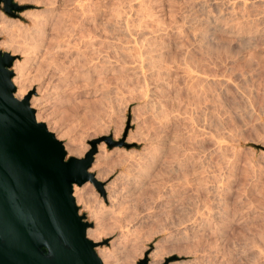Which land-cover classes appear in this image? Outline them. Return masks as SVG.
<instances>
[{"label": "rangeland", "instance_id": "rangeland-1", "mask_svg": "<svg viewBox=\"0 0 264 264\" xmlns=\"http://www.w3.org/2000/svg\"><path fill=\"white\" fill-rule=\"evenodd\" d=\"M11 1L25 6L10 15L0 3V41H6L0 51L13 56L12 83L18 77L27 88L37 121L62 141L65 157L80 158L89 141L99 140L88 172L101 191L87 181L72 192L77 212L91 224L94 249L114 251V264H137L144 252L147 264L153 252L159 264H264V0H56L45 45L35 54L26 45L28 29L35 12L48 6ZM49 53L62 61L70 56L71 64L48 72ZM69 147L81 153L68 154ZM85 205L101 212L100 230ZM222 210L235 216L230 226L241 222L233 232L252 227L260 234L256 248L234 247L237 239L228 237L234 226L224 223L228 231L219 223L223 235L210 239L225 257L193 245L210 235L198 225Z\"/></svg>", "mask_w": 264, "mask_h": 264}, {"label": "water", "instance_id": "water-1", "mask_svg": "<svg viewBox=\"0 0 264 264\" xmlns=\"http://www.w3.org/2000/svg\"><path fill=\"white\" fill-rule=\"evenodd\" d=\"M0 3L10 15L25 7ZM12 60L0 51V264H101L85 234L91 224L72 196V185L87 181L101 191L88 172L99 140L89 141L82 157H65L62 141L35 119L28 96H13ZM137 264H147L145 252Z\"/></svg>", "mask_w": 264, "mask_h": 264}, {"label": "bare ground", "instance_id": "bare-ground-1", "mask_svg": "<svg viewBox=\"0 0 264 264\" xmlns=\"http://www.w3.org/2000/svg\"><path fill=\"white\" fill-rule=\"evenodd\" d=\"M22 1V0H21ZM30 1V0H29ZM35 1V0H34ZM37 1V0H36ZM42 1V2H41ZM190 1V0H189ZM201 2H202V0H200ZM199 1V2H200ZM204 1V0H203ZM243 1V0H242ZM245 1V0H244ZM260 1V0H259ZM261 1H263V0H261ZM40 2V4L41 3H45V4H43L44 5V8H45V5H47L46 7V9H43L44 11L43 12H41V11H37V12H40L39 14H36V12H35V19L32 21V23H31V20H30V23H31V25H30V28L28 29V38L27 37H25V38H27V40H28V42L26 43V45L28 46V48L29 49H31V51H34V50H37L38 48H40L41 46V44L43 43V40L45 39V38H43L44 36H45V31H46V26L48 27V22H49V20H50V18L52 17V15H53V11L55 10L54 9V5H55V3H56V0H40L39 1ZM194 2V1H193ZM192 2V3H193ZM197 2V1H196ZM237 2V1H236ZM35 3V2H34ZM235 3V2H234ZM237 3H240V2H237ZM259 3V2H258ZM264 3V2H263ZM36 4V3H35ZM39 4V5H40ZM148 4V3H147ZM194 4V3H193ZM199 4V3H198ZM203 4V3H202ZM245 4V2H242V6ZM262 4V3H261ZM42 5V4H41ZM144 5H145V3H144ZM142 3L139 5L140 7H143L144 6ZM200 5H201V3H200ZM215 6H216V4H214ZM240 5V4H239ZM246 5H247V3H246ZM194 6V5H193ZM199 6V5H198ZM197 6V7H198ZM203 6V5H202ZM214 6V7H215ZM225 6V5H224ZM131 7V6H130ZM129 7V8H130ZM195 7H196V5H195ZM217 7V6H216ZM234 7V6H233ZM148 8V7H147ZM146 9V8H145ZM199 9V8H198ZM216 9V8H215ZM220 9V8H219ZM132 10V9H131ZM234 10V9H233ZM147 11V10H146ZM33 13V12H32ZM28 15H30V13L28 14ZM32 15V14H31ZM261 15V14H260ZM26 15L25 14H22V15H20L19 17L20 18H26L27 19V17H25ZM32 16H34V15H32ZM234 16H236V15H234ZM237 17V16H236ZM29 18V17H28ZM215 18V17H214ZM218 18H216V20H217ZM220 19V18H219ZM218 19V20H219ZM223 19V18H222ZM221 19V20H222ZM243 19V18H242ZM157 20V19H156ZM214 20V19H213ZM216 20H215V22H216ZM217 20V22H220V20L218 21ZM216 22V23H217ZM230 22V21H229ZM252 22V21H251ZM215 23V24H216ZM241 23V22H240ZM240 23H238V24H240ZM242 24H240V26H241ZM245 26H247V25H245ZM244 26V27H245ZM235 27V26H234ZM240 27H238V29H239ZM243 28V27H242ZM242 28H240V29H242ZM247 28H249L248 26H247ZM246 28V29H247ZM25 29H27V28H25ZM223 29V28H222ZM238 29H236V30H238ZM254 30V29H253ZM253 30H252V32H253ZM256 30V29H255ZM26 31V30H25ZM231 31V30H230ZM240 31H244V30H240ZM245 31H247V30H245ZM257 31V30H256ZM261 31V30H260ZM248 32H250V31H248ZM247 32V33H248ZM258 32V31H257ZM256 32V33H257ZM220 33V32H219ZM246 33V34H247ZM260 33V32H259ZM25 34H26V32H25ZM224 34V33H223ZM262 33H260V34H258V35H261ZM240 35H242V34H240ZM239 35V36H240ZM245 35V34H244ZM255 35V34H254ZM253 35V36H254ZM258 35H257V37H258ZM263 35V34H262ZM247 36V35H246ZM264 36V35H263ZM260 37V36H259ZM23 39V40H26V39ZM209 38V37H208ZM252 38V37H251ZM255 38V37H254ZM235 39V38H234ZM247 39V38H246ZM22 40V41H23ZM42 41V42H41ZM65 42L66 43H68V40L66 41L65 40ZM249 44L251 43V42H248ZM44 45H45V42L43 43ZM6 46V41H3V42H1L0 41V47L1 46ZM24 45V44H23ZM44 45L42 46V47H44ZM67 45V44H66ZM65 45V46H66ZM251 45V44H250ZM25 47V46H24ZM244 47V46H243ZM250 47V46H249ZM1 48H3V47H1ZM45 49H46V47H44ZM43 48V49H44ZM61 48H62V46H61ZM60 48V49H61ZM251 48V47H250ZM26 49V48H25ZM59 48H58V50H60ZM65 49V48H64ZM41 50V49H40ZM53 49H51V51H52ZM27 51V50H26ZM29 51V50H28ZM27 51V52H28ZM44 51V53H45V50H43ZM42 51V52H43ZM50 51V52H51ZM244 51V50H243ZM251 51V50H250ZM252 51H253V49H252ZM38 52V51H37ZM47 52H49V51H47ZM57 52V53H56ZM55 53L57 54V55H59L58 54V51H56ZM62 52V51H61ZM64 53H66V51H63ZM63 52L61 53V55L63 54ZM30 52H28V54H29ZM32 53H34L35 54V51L34 52H32ZM31 53V54H32ZM41 53V52H40ZM60 53V52H59ZM68 53V52H67ZM210 53V52H209ZM31 54H29V55H31ZM46 54V53H45ZM56 54H54V53H49V55H48V57H49V59L48 58H46V60L48 59V61H44V62H47L46 64H47V67H45V68H47L48 70H50V71H48V72H51L52 71V73H54L55 72V74H57V72H59L61 69H63V68H65V69H67L68 68V66L71 64L70 63V60L69 61H67L68 60V58L67 57H70V56H65V59H66V61H62V60H60V59H62V57L61 56H58L57 57V55ZM69 54V53H68ZM67 54V55H68ZM208 54V53H207ZM33 55V54H32ZM31 55V56H32ZM37 55V54H36ZM44 55V54H43ZM47 55V54H46ZM46 55H44L45 57H46ZM70 55V54H69ZM252 55V54H251ZM30 56V57H31ZM33 56H35V55H33ZM40 56H42V55H40ZM253 56V55H252ZM45 57H44V59H45ZM59 57H61L60 59H59ZM42 58H43V56H42ZM65 59H63V60H65ZM251 59V58H250ZM253 59V58H252ZM246 62H247V59H246ZM70 63V64H69ZM69 64V65H68ZM247 64V63H246ZM249 64H251V63H249ZM250 67V66H249ZM63 71V70H62ZM61 71V72H62ZM204 73V72H203ZM68 74V73H67ZM67 76V75H66ZM16 77V76H15ZM13 78V77H12ZM12 78H11V81H12ZM17 78L18 77H16L13 81V83H14V86L16 85V87H15V90H14V92H13V96H15L16 98H18V99H20V98H22L23 96H25V93H26V90H27V88L24 86V85H21V84H19V82L17 81ZM63 82H64V78H63ZM146 85V84H145ZM37 114V113H36ZM34 116H35V119L37 120L38 118H36V115L34 114ZM37 117H38V115H37ZM67 148V147H66ZM71 153H73V154H76V155H79L80 153H81V150H79V149H74V148H68V154H71ZM95 179H97V177H94ZM74 186H76V185H72V192L74 191L75 192V187ZM113 188H114V186L112 187L111 185L109 186H105V187H103V189H104V191H105V193H106V196H107V200L109 201L111 198H112V196H113ZM206 189V188H205ZM214 189V188H213ZM213 189H211L212 191H213ZM218 189V188H217ZM207 190V189H206ZM216 190V189H215ZM217 191V190H216ZM144 192V191H143ZM76 193V192H75ZM206 193H207V191H206ZM211 193V192H210ZM216 193V192H215ZM218 193H219V191H218ZM227 194V193H226ZM216 195V194H215ZM220 195V194H219ZM143 196V195H142ZM208 196H210V195H208ZM212 196V195H211ZM114 197V196H113ZM213 197H215V196H212V198L211 199H213ZM219 196L217 195V198H218ZM217 198H215L216 200H217ZM220 198V197H219ZM113 199V198H112ZM214 199V201H216ZM220 200H221V198H220ZM83 201V200H82ZM111 201V200H110ZM211 201H213V200H211ZM217 202V201H216ZM218 202H219V200H218ZM225 202V201H224ZM201 203V202H200ZM213 203V202H212ZM215 203V202H214ZM85 204H87V203H85ZM218 204H222V202H219ZM218 204H216V206H218ZM213 206H215V205H213ZM203 207H205L204 205H203ZM209 207V206H208ZM211 208H212V205L210 206ZM219 207V206H218ZM217 207V209H219ZM84 208H85V210L88 212V215H89V217H91V218H93V219H95L96 220V226H97V229L98 230H100L101 228V216H100V214H101V212H100V214L97 212V211H95V210H90V208H89V206L88 205H85L84 206ZM210 208V209H211ZM214 208V207H213ZM197 209V208H196ZM206 209H208L209 211H210V209L209 208H206ZM217 209H216V211H217ZM223 209H225V208H223ZM228 209V208H227ZM203 210V209H202ZM232 210V209H231ZM235 210V209H234ZM237 210V209H236ZM148 211V210H147ZM212 211V210H211ZM210 211V212H211ZM221 211V210H220ZM229 211V210H228ZM206 212V211H205ZM209 212V213H210ZM227 212V211H226ZM225 211H223L222 210V212H217V214H216V216L214 215V216H212V218L211 219H208L209 217H208V215H210L209 213H208V211H207V213H204L208 218H206L207 220H205L204 219V221H202V224L200 225V227H199V225H198V228L199 229H201L202 231H200V232H202L203 233V231H205V232H207V234H210V235H206L205 236V234L203 233V235L205 236V238L204 239H200L199 241H197L196 239L198 238V237H196V239H195V237L193 238V239H195V244L193 243V245L194 246H198V247H201V248H203L202 250L204 251V252H206L207 254H210L211 256H212V252H218L219 251V249H218V247H216V245H215V243L216 242H214V241H212V239H210L212 236H213V238H216V237H218L219 235H221L222 233H224L223 231H222V226L221 227H219V223L220 224H222V223H224L225 225L227 224V225H229V224H231L230 223V221L232 222V218L233 217H235V216H231L230 214H227ZM233 212V211H232ZM237 212V211H236ZM104 213V212H103ZM213 213V214H214ZM233 213H235V212H233ZM203 214V213H202ZM236 214V213H235ZM235 214H232V215H235ZM147 215H148V213H147ZM149 215L151 216V214L149 213ZM201 215V214H200ZM204 215V216H205ZM103 216V215H102ZM199 216V215H198ZM203 216V215H202ZM202 216H200V217H202ZM203 216V217H204ZM205 216V217H206ZM230 216V217H229ZM104 217V216H103ZM136 217V216H135ZM232 217V218H231ZM142 220V219H141ZM144 220H147V219H145L144 218ZM144 220H142V222L141 223H143L144 224ZM149 221H150V219H148ZM154 220V219H153ZM153 220H151L152 222H153ZM194 220V219H193ZM203 220V219H202ZM235 220L236 221H238L236 218H235ZM151 221H150V223H151ZM195 221H197L196 219H195ZM199 221V220H198ZM197 221V222H198ZM148 222V221H147ZM196 222V223H197ZM246 222V221H245ZM136 223V222H135ZM139 223V222H138ZM149 223V224H150ZM192 222H190V224H191ZM194 223V222H193ZM200 223H201V219H200ZM241 223V222H240ZM240 223H236V224H240ZM244 223V222H243ZM250 223V222H249ZM253 223V222H252ZM103 224V223H102ZM130 224V223H129ZM145 224H147V223H145ZM144 224V225H145ZM199 224V223H198ZM235 223H234V225H229L228 227H231L232 228V226H234L233 227V229H232V236L230 237V236H228L229 238H236L235 240L236 241H238V243H235V241L234 242H232L233 243V246L234 247H237L238 246V248L240 249V248H249V249H251V251H252V248L253 247H255L256 248V244H258V243H256V241L257 240H259V238H260V234H258V233H255L254 231H252L251 230V228L249 229V228H242L239 232H233L234 231V229H236V227H235V225H236ZM247 224H248V222H247ZM128 225V224H127ZM135 225V224H134ZM134 225H132L133 226V228H132V230L134 229ZM195 225V224H194ZM223 225V224H222ZM225 225H223V228H224V230H227V229H225L226 227H224ZM241 225V224H240ZM244 225V224H243ZM250 225H252V224H250ZM249 224L247 225V226H250ZM255 225H257V223L255 224ZM261 225V224H260ZM148 226V225H147ZM189 226V225H188ZM245 226V225H244ZM184 227V226H183ZM190 227H192V226H190ZM238 227H239V225H238ZM241 227V226H240ZM239 227V228H240ZM254 227V226H253ZM257 227H260V226H257ZM125 228V229H124ZM126 228H128V227H123L122 229H124V232H125V230H126ZM131 227H129L128 228V230L130 229ZM193 228V227H192ZM255 229H257L256 227H254ZM253 228V230H255ZM262 228V227H261ZM88 228H86V230H85V234H86V236L88 235V237H91V236H93V233L92 232H87L88 230H87ZM96 229V230H97ZM103 229V228H102ZM149 229V228H148ZM187 229H188V227H187ZM194 229V228H193ZM238 229V228H237ZM236 229V230H237ZM121 230V229H120ZM190 230V229H189ZM192 230V229H191ZM197 230V229H196ZM229 230H230V228H229ZM239 230V229H238ZM90 231V230H89ZM127 231V230H126ZM176 231V230H175ZM228 231V230H227ZM261 231H263L262 229H261ZM260 231V232H261ZM95 232V231H94ZM98 232V231H97ZM100 232V231H99ZM98 232V233H99ZM122 232V231H121ZM124 232L122 233L123 235H124ZM130 231H128L127 232V234L129 233ZM147 232V231H146ZM149 232V231H148ZM177 232V231H176ZM176 232H173V233H175V235H176ZM180 232V231H179ZM194 232V233H193ZM192 232V234H199V233H195L196 231H193ZM198 232V231H197ZM209 232V233H208ZM254 232V233H253ZM257 232H258V230H257ZM264 232V231H263ZM131 233V232H130ZM168 233V232H167ZM173 233H172V235H173ZM190 233V232H189ZM229 232H227L226 234H228ZM233 233H234V236H233ZM95 234V233H94ZM121 234V233H120ZM122 234H121V236H122ZM166 234V233H165ZM191 234V233H190ZM230 234V235H231ZM258 234V235H257ZM262 234V233H261ZM264 234V233H263ZM126 235V234H125ZM179 235H181V234H179ZM187 235V234H186ZM185 235V236H186ZM223 235V234H222ZM221 235V236H222ZM167 236V235H166ZM168 236H169V234H168ZM189 236V235H188ZM187 236V237H188ZM199 236H200V234H199ZM202 236V235H201ZM211 236V237H210ZM216 236V237H215ZM226 236V235H225ZM94 237V236H93ZM125 237V236H124ZM173 237H175V236H173ZM179 237V236H178ZM187 237H186V239H187ZM227 237V238H228ZM263 237V236H262ZM167 238V237H166ZM171 238V237H170ZM184 239H185V237H183ZM219 238H221V237H219ZM223 238V237H222ZM226 238V239H227ZM180 238H178V240H179ZM189 239H191V238H189ZM217 239L218 238H216V240L215 241H217ZM231 239H230V241H231ZM261 239H263V238H261ZM172 240V239H171ZM177 240V239H176ZM192 240V239H191ZM223 239H221V241H222ZM182 241V240H181ZM186 241V240H185ZM187 241H190V240H188L187 239ZM194 240H192V242H193ZM220 241V242H221ZM224 241V240H223ZM222 241V242H223ZM226 241V240H225ZM233 241V240H232ZM167 242H169V241H167ZM166 242V243H167ZM172 242V241H171ZM174 242V241H173ZM219 242V243H220ZM258 242V241H257ZM260 242V241H259ZM262 242H263V240H262ZM165 243V244H166ZM175 243V242H174ZM178 243V242H177ZM184 243V242H183ZM225 243L227 244V241L226 242H224V245H225ZM228 243H229V240H228ZM187 244V243H186ZM185 244V245H186ZM158 245V244H157ZM160 245V244H159ZM174 246H175V244H173ZM178 245V244H177ZM176 245V246H177ZM181 245H182V243H181ZM188 245V244H187ZM191 245H192V243H191ZM220 245H222V243L220 244ZM230 245H232V244H229L228 246L230 247ZM262 245V244H261ZM161 246H163V245H161ZM174 246L172 247V248H174ZM179 246V248H180V245H178ZM184 246V245H183ZM226 246V245H225ZM159 247V246H158ZM170 247V246H169ZM189 248V246H186V248ZM192 247V246H191ZM223 247V246H222ZM229 247H228V249H229ZM156 248V247H155ZM182 248V247H181ZM186 248L184 249V251L186 250ZM187 248V253H190V251H189V249ZM197 247H195V249H196ZM200 248V249H201ZM220 248V247H219ZM225 248H227V247H225ZM238 248H237V251H238ZM96 249V248H95ZM95 249H94V251H95ZM159 249V248H158ZM194 249V250H195ZM232 249V248H231ZM234 249V248H233ZM232 249V250H233ZM258 249H259V247H258ZM97 250V249H96ZM135 250V249H134ZM169 251H170V249H168ZM175 250H176V247H175ZM183 250V249H182ZM181 250V252H183V253H185L184 251H182ZM199 250V249H198ZM197 250V251H198ZM220 250H222V249H220ZM243 250V249H242ZM260 250H261V248H260ZM141 251V250H140ZM156 251H157V249H156ZM172 251V250H171ZM179 251V250H178ZM202 251V252H203ZM223 251H225V249L223 250ZM222 251V252H223ZM236 251V252H237ZM241 251V250H240ZM251 251L249 252V253H251ZM113 253H114V251H112ZM111 252V253H112ZM133 252V251H132ZM193 252V251H192ZM200 252H201V250H200ZM220 252V255H218L219 257L220 256H223V254L221 255V251H219ZM227 252H228V250H227ZM243 252V251H242ZM244 252H245V250H244ZM110 253V254H111ZM129 253V252H128ZM138 253V252H137ZM179 253V252H178ZM197 253V252H196ZM223 253H225V255H226V252H223ZM233 253H235V252H233ZM254 253H255V251H254ZM264 253V252H263ZM95 254L97 255V257L100 259V261H101V264H111V263H109V261L110 262H112L111 261V259H110V254H108V251L106 252L105 250H97V251H95ZM115 254V253H114ZM159 254L160 253H158V252H153V253H151L149 256H148V258L150 259V263L149 264H159L160 263V260H159ZM205 254V253H204ZM217 254H219V253H217ZM216 254V255H217ZM239 254V253H238ZM241 254V253H240ZM242 254H244V253H242ZM246 254V253H245ZM257 254V253H256ZM256 254H254V257L253 258H255V256H256ZM259 254V253H258ZM262 254V253H261ZM132 255V254H131ZM201 255V254H200ZM213 255H214V253H213ZM235 255V254H234ZM130 256V255H129ZM206 256V255H205ZM208 256V255H207ZM240 256H242V255H239V256H237V253H236V257L238 258V257H240ZM249 256V255H248ZM262 256V255H261ZM112 257H113V255H112ZM111 257V258H112ZM197 256H195V258H196ZM202 257V256H201ZM204 257V256H203ZM223 257H225V256H223ZM229 257H231L230 255H229ZM259 257V256H258ZM258 257L256 256V258L258 259ZM218 258V257H217ZM221 258V257H220ZM237 258H236V260H237ZM247 258V257H246ZM251 258V257H250ZM250 258H249V260H250ZM260 258V257H259ZM263 258V257H262ZM110 259V260H109ZM115 259V258H114ZM215 259H216V257H215ZM219 259V258H218ZM242 259V258H241ZM248 259V258H247ZM252 259V258H251ZM256 259V260H257ZM113 260V259H112ZM117 260V259H116ZM197 260H198V257H197ZM196 260V261H197ZM217 260V259H216ZM215 260V261H216ZM232 260V259H231ZM230 260V261H231ZM245 261V259H242L241 261ZM255 260V261H256ZM262 260V262H263V259H261ZM260 260V261H261ZM193 261H195V260H193ZM202 260H200V261H197V262H201ZM212 261V263H213V261H214V259L213 260H211ZM210 260H205V263H204V261H203V263L204 264H209L210 262H211ZM254 261V262H255ZM116 261H114V263H115ZM217 263H218V260L216 261ZM237 262H239V261H237ZM250 262V261H249ZM253 261L251 260V262L250 263H252ZM259 262V261H258ZM113 263V262H112ZM113 263V264H114ZM191 263V262H190ZM194 263V262H193ZM221 263V262H220ZM230 262L226 259L225 261H224V264H229ZM231 263H234V262H231ZM245 263V262H244ZM260 263V262H259ZM259 263H256V264H259ZM117 264V263H116ZM201 264V263H200ZM214 264V263H213ZM242 264V263H241Z\"/></svg>", "mask_w": 264, "mask_h": 264}]
</instances>
